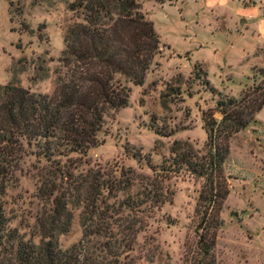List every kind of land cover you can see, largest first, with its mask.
Instances as JSON below:
<instances>
[{
	"label": "rangeland",
	"instance_id": "1",
	"mask_svg": "<svg viewBox=\"0 0 264 264\" xmlns=\"http://www.w3.org/2000/svg\"><path fill=\"white\" fill-rule=\"evenodd\" d=\"M72 1L0 0V84L52 91L63 71L58 59ZM140 10L158 35L159 52L142 84L131 86L127 106L104 118L99 144L71 162L70 176L24 157L6 175L0 203L10 226L25 234L42 214L46 224L66 216L68 230L57 236L64 248L81 235L85 205L135 200L154 186L167 199L146 211L138 263L190 264L202 179L184 169L156 171L172 148L203 157L202 114L219 119L216 101L239 98L253 68L264 67V0H141ZM228 146L214 264H264V105ZM42 182L64 203L56 210L39 197ZM91 183H111L112 189L91 190Z\"/></svg>",
	"mask_w": 264,
	"mask_h": 264
},
{
	"label": "trees",
	"instance_id": "2",
	"mask_svg": "<svg viewBox=\"0 0 264 264\" xmlns=\"http://www.w3.org/2000/svg\"><path fill=\"white\" fill-rule=\"evenodd\" d=\"M140 1L70 2L73 16L64 30L58 59L63 71L52 91L35 93L14 84H0V195L6 175L19 169L28 155L70 176L71 162L99 144L97 134L104 118L127 106L131 86L142 84L159 52L158 35L141 12ZM251 78V85L239 98L216 101L219 119L202 114L203 157L172 148L173 156L156 171L161 175L184 169L202 179L194 208L190 264H214L212 250L227 195L223 163L228 140L254 121L264 105V67H254ZM101 185L106 191L112 189L111 183ZM101 185L91 183L89 187L99 191ZM38 193L54 204L53 210L64 204L46 182L38 187ZM166 199L160 189L151 186L135 200L125 198L110 206L99 200L92 208L85 205L81 235L64 248L57 236L68 230L66 216L47 219L46 224L42 214L34 231L25 234L10 226L0 203V264H139L137 234L146 211Z\"/></svg>",
	"mask_w": 264,
	"mask_h": 264
}]
</instances>
